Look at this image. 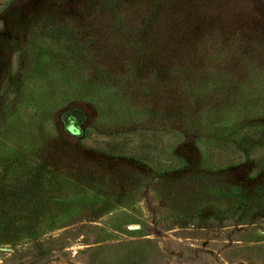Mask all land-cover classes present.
Wrapping results in <instances>:
<instances>
[{
  "label": "rangeland",
  "instance_id": "rangeland-1",
  "mask_svg": "<svg viewBox=\"0 0 264 264\" xmlns=\"http://www.w3.org/2000/svg\"><path fill=\"white\" fill-rule=\"evenodd\" d=\"M0 264H264V0H0Z\"/></svg>",
  "mask_w": 264,
  "mask_h": 264
}]
</instances>
